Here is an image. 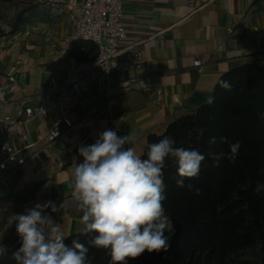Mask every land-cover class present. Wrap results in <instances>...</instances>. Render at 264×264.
Wrapping results in <instances>:
<instances>
[{
  "label": "crops",
  "instance_id": "crops-1",
  "mask_svg": "<svg viewBox=\"0 0 264 264\" xmlns=\"http://www.w3.org/2000/svg\"><path fill=\"white\" fill-rule=\"evenodd\" d=\"M67 1L0 4V26L6 32L12 30L11 18L24 9L33 5L38 11L23 32L0 36V93H7L6 101H0V118L15 115L30 98H43L48 107L57 90L51 80L61 86L71 80L70 54L63 53V41L74 29ZM123 8V44L143 42L140 48L152 65L139 74H115L105 94H99L96 73L81 81L84 97L73 114L75 126L49 148L29 149L26 164L4 175L0 242L16 226L8 222L10 216L49 202L60 208L45 212L61 225L65 239L83 232V213L72 198L71 184L74 163L83 162L81 145L93 144L111 128L119 136L130 135L125 147L143 156L148 136L164 134L171 123L208 105L225 74L245 65H264V0H124ZM197 58L201 68L193 66ZM56 118L49 110L46 118L36 116L17 130L16 148L35 145L37 134L48 132Z\"/></svg>",
  "mask_w": 264,
  "mask_h": 264
},
{
  "label": "trees",
  "instance_id": "trees-1",
  "mask_svg": "<svg viewBox=\"0 0 264 264\" xmlns=\"http://www.w3.org/2000/svg\"><path fill=\"white\" fill-rule=\"evenodd\" d=\"M34 9L32 5L20 14L24 16ZM72 55L81 61L91 60L97 48L81 42ZM221 80L228 81L231 89L221 88L218 82L211 103L171 123L164 134L148 136L147 146L170 136L177 147L199 149L207 158L201 164L199 179L185 180L186 185H194L193 190L177 187L175 165L166 161L167 199L163 203L174 227L170 247L167 251H145L127 264H233L231 257L239 251L260 246L264 252V191H255L258 182L264 184V65L239 67ZM212 136L240 143L234 162L226 158L227 143L209 145ZM220 151L226 156L214 166L209 153ZM146 155L147 147L142 157ZM95 235L81 232L64 243L68 247L74 240L83 243L89 247L93 264H109L105 250L88 243ZM1 242L8 246L9 253L0 264H17L11 258L20 247L16 226L4 232Z\"/></svg>",
  "mask_w": 264,
  "mask_h": 264
},
{
  "label": "clouds",
  "instance_id": "clouds-1",
  "mask_svg": "<svg viewBox=\"0 0 264 264\" xmlns=\"http://www.w3.org/2000/svg\"><path fill=\"white\" fill-rule=\"evenodd\" d=\"M219 85L231 89L226 80ZM131 140L128 134L119 136L117 131L106 129L93 144L79 147L83 162L73 166L72 198L83 213V232L97 234L88 243L105 250L109 264H127L145 251H167L174 227L163 203L167 199L166 161L175 165L177 187L193 190L194 185H186L185 180L199 179L201 164L207 158L199 149L177 147L170 136L149 144L143 158L134 148L125 147ZM208 143H227L229 147L227 156L223 151L209 153L214 166H219L225 156L234 162L239 155L238 141L212 136ZM255 191H264V184L258 182ZM195 192L199 194L200 190L196 188ZM49 207L52 212L60 211L49 202L9 217L20 237V247L11 258L17 264H93L85 244L74 240L71 247L65 245L61 225L45 212ZM8 253V246L0 242V259L7 258Z\"/></svg>",
  "mask_w": 264,
  "mask_h": 264
},
{
  "label": "built area",
  "instance_id": "built-area-1",
  "mask_svg": "<svg viewBox=\"0 0 264 264\" xmlns=\"http://www.w3.org/2000/svg\"><path fill=\"white\" fill-rule=\"evenodd\" d=\"M123 4L124 0L67 1L65 8L74 29L63 41V53L70 54L67 61L71 80L64 86L56 79L51 80L57 90L48 100V107L42 104L43 98H30L15 115L0 118V184L6 173L26 164L29 149L49 148L65 130L75 126L73 114L84 97L81 91L82 80L96 73L97 83L101 85L99 94H105L111 88L115 74L130 71L139 74L152 65L144 49L140 48L143 42L123 44L127 38ZM81 42L96 46L97 55L94 59L81 61L71 55ZM193 66L201 68L202 61L197 58ZM6 97V92L0 93V101L5 102ZM49 110L56 112L57 118L48 132L37 134L35 145L16 148L14 141L17 130L31 123L36 116L46 118ZM21 138L26 140L27 137L22 135Z\"/></svg>",
  "mask_w": 264,
  "mask_h": 264
},
{
  "label": "rangeland",
  "instance_id": "rangeland-1",
  "mask_svg": "<svg viewBox=\"0 0 264 264\" xmlns=\"http://www.w3.org/2000/svg\"><path fill=\"white\" fill-rule=\"evenodd\" d=\"M7 0H0V4H3ZM30 8V7H29ZM37 10L34 9L32 12H28L27 16H22L20 13L14 18H11L10 23L12 22L13 25L11 26L12 30L6 32V29L3 26H0V36L6 37L8 35H17L20 32H23L25 27L31 23L34 16L37 15ZM4 19V18H3ZM2 19V20H3ZM16 19V20H14ZM233 264H263L264 259V252L262 251L260 246H257L253 249L239 251L232 255Z\"/></svg>",
  "mask_w": 264,
  "mask_h": 264
}]
</instances>
